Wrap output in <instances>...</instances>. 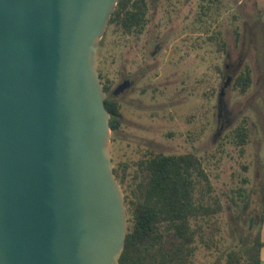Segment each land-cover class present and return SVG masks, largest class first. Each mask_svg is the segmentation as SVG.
Here are the masks:
<instances>
[{"label": "water", "instance_id": "water-1", "mask_svg": "<svg viewBox=\"0 0 264 264\" xmlns=\"http://www.w3.org/2000/svg\"><path fill=\"white\" fill-rule=\"evenodd\" d=\"M119 0H0V264H119L129 231L98 51Z\"/></svg>", "mask_w": 264, "mask_h": 264}, {"label": "rangeland", "instance_id": "rangeland-1", "mask_svg": "<svg viewBox=\"0 0 264 264\" xmlns=\"http://www.w3.org/2000/svg\"><path fill=\"white\" fill-rule=\"evenodd\" d=\"M149 2L142 34L108 26L98 51L112 90L131 82L117 96L123 119L111 137L114 166L134 185L135 163L150 152L199 157L212 186L204 199L223 211L204 226L195 264H227V253L250 244L260 225L264 243V0ZM246 67L252 85L242 94L235 81ZM239 127L248 130L245 145L233 134ZM238 191L250 200L242 216Z\"/></svg>", "mask_w": 264, "mask_h": 264}, {"label": "trees", "instance_id": "trees-1", "mask_svg": "<svg viewBox=\"0 0 264 264\" xmlns=\"http://www.w3.org/2000/svg\"><path fill=\"white\" fill-rule=\"evenodd\" d=\"M149 12V0H119L109 27L125 35L139 36L150 21ZM99 73L108 94L105 103L114 142L123 114L120 103L110 95L111 87L106 86L102 73ZM235 85L242 94L249 90L252 85L249 67L237 76ZM233 134L239 145L246 144L247 128L239 127ZM135 165L134 185L127 182L125 168L121 165L114 167L125 194L129 222L119 264H195L198 242L207 243L204 241V226L223 211L218 200L210 202L204 199V194L209 195L212 186L202 160L192 153L166 155L150 152ZM238 194L242 203H233L238 215L242 216L249 208L250 200L244 191H238ZM262 202L260 224L264 219V188ZM250 221L251 229L255 228V219ZM249 242L243 248L231 249L227 253V264H263L261 225Z\"/></svg>", "mask_w": 264, "mask_h": 264}, {"label": "flooded vegetation", "instance_id": "flooded-vegetation-1", "mask_svg": "<svg viewBox=\"0 0 264 264\" xmlns=\"http://www.w3.org/2000/svg\"><path fill=\"white\" fill-rule=\"evenodd\" d=\"M103 76V81L105 82L106 86H110L111 87V83L107 80L104 79V75L102 74ZM129 83H131L130 81H125L124 83L120 84L115 90H112V87L110 88V95L116 100H117V96L119 94H122V90L124 87H126ZM108 96V94H106V97Z\"/></svg>", "mask_w": 264, "mask_h": 264}]
</instances>
